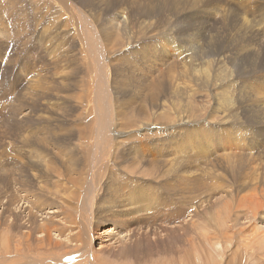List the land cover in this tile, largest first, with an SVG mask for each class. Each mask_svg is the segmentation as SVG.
<instances>
[{
	"label": "rangeland",
	"instance_id": "1",
	"mask_svg": "<svg viewBox=\"0 0 264 264\" xmlns=\"http://www.w3.org/2000/svg\"><path fill=\"white\" fill-rule=\"evenodd\" d=\"M0 264H264V0H0Z\"/></svg>",
	"mask_w": 264,
	"mask_h": 264
},
{
	"label": "bare ground",
	"instance_id": "2",
	"mask_svg": "<svg viewBox=\"0 0 264 264\" xmlns=\"http://www.w3.org/2000/svg\"><path fill=\"white\" fill-rule=\"evenodd\" d=\"M232 1V0H231ZM246 6V5H245ZM247 9V8H246ZM242 12H244V11H242ZM56 14V13H55ZM61 18V17H60ZM92 64V63H91ZM221 64V63H220ZM223 80V79H222ZM195 83V82H194ZM225 95V94H224ZM225 121V120H224ZM226 122V121H225ZM184 123V122H183ZM36 154V153H35ZM229 205V204H228ZM225 214H227V213H225ZM224 217V216H223ZM78 259V258H77ZM79 260V259H78Z\"/></svg>",
	"mask_w": 264,
	"mask_h": 264
}]
</instances>
